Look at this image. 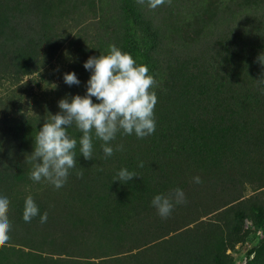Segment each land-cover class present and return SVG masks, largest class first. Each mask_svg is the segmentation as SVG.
<instances>
[{
  "label": "trees",
  "instance_id": "1",
  "mask_svg": "<svg viewBox=\"0 0 264 264\" xmlns=\"http://www.w3.org/2000/svg\"><path fill=\"white\" fill-rule=\"evenodd\" d=\"M96 13L71 43L92 41L91 56L115 44L149 68L156 131L144 139L117 133L111 143L123 151L108 158L93 133L92 159L77 143V166L56 189L33 182L26 160L58 101L48 112L8 115L0 195L10 200L12 228L0 264H233L247 222L264 227V189L245 196L248 185L264 188V0H171L155 9L148 0H0V78L39 70L70 27ZM90 75L59 94L84 95ZM68 133L82 136L75 126ZM121 168L137 176L114 181ZM177 187L187 202L162 219L151 201ZM28 195L40 215L48 212L46 223L23 220ZM247 264H264V237Z\"/></svg>",
  "mask_w": 264,
  "mask_h": 264
},
{
  "label": "clouds",
  "instance_id": "2",
  "mask_svg": "<svg viewBox=\"0 0 264 264\" xmlns=\"http://www.w3.org/2000/svg\"><path fill=\"white\" fill-rule=\"evenodd\" d=\"M166 2L170 4L171 0H148V6L155 9ZM138 3L143 4L144 0H138ZM83 67L91 73L86 93L60 99L59 112L49 115L34 138V150L26 160L28 162L30 158L33 165L29 175L33 182L46 180L56 189L62 188L70 170L77 166V143L80 155L85 160L92 159L93 133L95 138L103 141L101 148L104 157L108 158L116 151H123V145L113 147L111 143L117 133L122 131L125 135L135 134L138 139H144L156 131L158 97L154 88L157 81L146 65L137 64L130 53L113 44L109 46L108 54L89 57ZM63 80L68 86L80 84L75 72L65 73ZM257 81L264 82L262 78ZM72 126L82 133L79 141L68 133ZM139 167H143V162ZM77 175L82 178L83 172L79 171ZM136 176L135 172L121 168L114 181L127 183ZM193 180L202 182L199 176ZM186 202L183 190L177 187L167 194L155 195L151 204L162 219H167L176 204ZM9 210V198L0 195V247L10 240ZM38 215L41 224L47 222L48 212L40 215L33 196L28 195L24 201L23 220L30 223Z\"/></svg>",
  "mask_w": 264,
  "mask_h": 264
},
{
  "label": "rangeland",
  "instance_id": "3",
  "mask_svg": "<svg viewBox=\"0 0 264 264\" xmlns=\"http://www.w3.org/2000/svg\"><path fill=\"white\" fill-rule=\"evenodd\" d=\"M98 19L97 13L90 14L88 19H85V22L82 21L81 25L70 27L72 35L52 56L46 57V60H48L36 72L20 77L8 75L0 78V135L3 134L4 121L8 115H29L44 111L48 112L47 106L52 104L53 98L57 102L59 98L64 96V94H59V91L66 85L63 80L65 73L75 72L78 74L77 76H80V81L91 74L83 67V64L92 55L93 42L84 43L77 38L74 43H71V38L73 34L79 33L82 26L89 22H97ZM68 23L72 25L71 21H68ZM85 49L89 50L88 57L84 54ZM45 95H47V99ZM53 105L56 107V104ZM262 189L264 188L248 185L245 196H251ZM247 226L251 230L247 240L238 243L235 249L230 250L235 256L233 264H247L250 251L263 240V226L251 221L247 222ZM92 246L94 247V245ZM103 258H106V256L96 259L101 260Z\"/></svg>",
  "mask_w": 264,
  "mask_h": 264
}]
</instances>
